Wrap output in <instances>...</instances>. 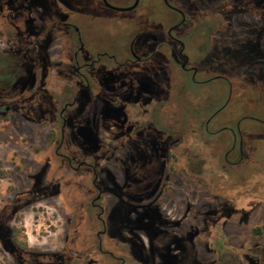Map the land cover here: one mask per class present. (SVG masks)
Returning <instances> with one entry per match:
<instances>
[{
    "label": "rangeland",
    "instance_id": "obj_1",
    "mask_svg": "<svg viewBox=\"0 0 264 264\" xmlns=\"http://www.w3.org/2000/svg\"><path fill=\"white\" fill-rule=\"evenodd\" d=\"M150 1L154 5L142 25L145 35L157 23L177 18L160 0ZM171 1L189 13L186 5ZM39 6L43 21L53 14L48 8L57 6L78 30L86 50L105 54L94 69L114 67L126 72L129 82L137 73L159 74L162 60L119 68L109 58H125L131 37L139 31L128 13L106 9L100 0H39ZM13 8L7 14L20 21L22 13ZM27 14L26 37H36L41 31L36 13ZM255 21L248 15L232 19L235 26ZM4 27L0 22V49L14 51ZM235 31L240 33L238 27ZM185 32L192 59L201 51L212 54L215 64L204 74L221 73L231 83L239 80L249 56L260 53L259 40L245 44L246 52L234 51L237 43L232 41L218 51L217 33L195 31L192 25ZM70 35L63 38L60 32L44 46V91L39 78L44 59L34 50L39 75L23 74L18 85L0 90V264H264V70L251 71L246 88L215 114L209 125L213 136L205 121L228 94L219 79L189 87L188 98L189 92H181L185 75L174 70L171 105H158L159 120H151L146 111L132 119L145 104L132 91L124 93V108L101 105L100 100L119 101L106 86L99 99L83 92L77 108L68 109L59 149L71 160L70 167L55 154L60 135L54 110L70 102L76 90ZM30 57L28 52V61ZM149 88L146 106L157 112V95ZM196 101L199 105L187 103ZM236 124L241 139L228 154L236 163L230 164L224 156ZM81 160L93 171L74 170Z\"/></svg>",
    "mask_w": 264,
    "mask_h": 264
},
{
    "label": "flooded vegetation",
    "instance_id": "obj_2",
    "mask_svg": "<svg viewBox=\"0 0 264 264\" xmlns=\"http://www.w3.org/2000/svg\"><path fill=\"white\" fill-rule=\"evenodd\" d=\"M33 2L36 4L34 7L29 6L28 2ZM179 5H186L189 13L184 12V10L173 4L171 0H160V3L164 8L173 12L177 15L175 20H170V22L164 25L157 23L154 29L147 35L144 34V29L142 25L145 23L147 10L153 7V3L150 0H100L102 6L106 9L115 12H123L129 14L130 22H133L139 27V31L135 32L128 43V54L122 60H117L113 56L109 57L112 59V63L117 67H124L125 65H150V63L155 61H164V64L158 67L157 71L159 74L155 77H147L143 74L133 75L132 81H128L130 76L126 72L120 71L114 67L107 66L98 69H94L95 61L102 56L104 53L92 54L90 51L86 50L83 46L79 32L74 27L73 24H69L65 21V16L61 10L57 7H49V12L53 11V14H49L48 20L40 18L42 13V8L39 6V0H0V22H3L6 27H4L3 32L5 33L7 39L14 47V51H4L0 49V52L6 54L9 57L8 69L5 74L13 78L12 82L8 84H3L0 86V90L8 91L14 86L18 85L22 80L23 74L39 73V78H41L40 88L44 91V74L47 73L46 68L47 58L42 54L44 51L45 44L54 40V36L58 33H62V37L68 36L71 33L69 39L71 41V62H72V75L77 79L76 90L71 93V101L64 102L60 107H55V112L57 111L56 120L59 124V141L55 154L60 158H63L71 167V160L68 156L59 153V149L63 145L64 129L70 115L68 109L76 107L79 101L80 95L83 92L90 94L94 98H100L104 93V86L109 88L113 95L119 100L118 102L108 104L107 101H102L101 105H124V93L132 91L134 94L139 96L141 102L145 103L142 106L141 111L136 114L133 113L132 119L136 116L144 114L146 111L147 117L153 119H161L160 112L161 109L158 105H171L168 101L171 98V92L169 89V84L172 79V74L174 70H178L185 76L181 82V92H189L188 98H191L192 91L188 89L189 87H196L199 84L219 79L223 81V85L227 88L228 94L226 98L220 102L218 105H222L212 112L205 121V130L212 136L214 133L209 131V125L214 122V116L225 105H229L232 101L236 99L237 94L241 93L246 88L247 75H251V71L255 70L256 67H260L264 70V0H174ZM4 7V9L2 8ZM14 7V11H19L22 13V19L18 21L15 18H11L7 14L9 8ZM33 11L36 13L37 21L39 22L41 31L36 37H26L27 30V13ZM248 15L250 18H255V22H239L236 26L232 23V19L241 16ZM209 17V18H208ZM188 25H192L195 31L201 30L203 28L208 29L210 32L217 33L221 38L220 42L216 43V49H224V43L232 41L233 44L237 43V46L233 47V50L246 52L247 49H243V46L251 42V40H259V51L258 55L249 56V59L241 68L239 69V80L231 83L229 77L224 74L217 73L213 75L204 74L205 68H212L211 52L201 51L194 59H192L187 49L188 45V35L186 29ZM240 29V33L235 31V28ZM181 30V32H178ZM57 31V32H56ZM212 33V34H213ZM239 47V48H237ZM29 48V50H28ZM32 50L37 53L38 59H44L42 71H34ZM42 51V52H41ZM28 52H30L31 61L27 60ZM41 54V55H40ZM28 61V62H27ZM215 61V60H214ZM245 71L249 73L245 74ZM177 72V71H176ZM255 73V71H253ZM263 74L260 76L263 79ZM99 81L95 83V81ZM106 80V82H105ZM259 80V79H257ZM259 80V81H260ZM133 83V84H132ZM155 89L157 98L155 99V104L157 112L154 109H149L146 105L150 102V88ZM46 92V91H45ZM95 93V95H94ZM99 95H98V94ZM180 93V92H179ZM177 92V96H178ZM197 101L199 99L198 93L196 94ZM187 102L193 105H199V102ZM216 105V104H208ZM10 110L9 106L4 108L7 112ZM123 111V109L121 108ZM123 112H120L119 117L123 116ZM67 114V115H66ZM227 129L222 127L219 130ZM218 130V131H219ZM236 133V134H235ZM241 139V131L239 124L235 125L234 132L230 137L231 145L230 149L226 152L224 160L230 164H236L228 159V154L235 150L237 143ZM239 140V141H238ZM81 148V147H80ZM83 148V147H82ZM84 150V156H89V152ZM84 168L85 170L93 171L92 166L81 160L78 165L73 169L80 170ZM94 187L98 191L100 189L95 185V181L92 182ZM99 198V194L97 199ZM95 205V204H93ZM96 206V205H95ZM244 213L245 211H241ZM235 213V211H234ZM217 231H221L222 223H220V218L216 219ZM258 235H262L261 229H256L255 231ZM124 239V236L121 238ZM261 247H264L262 245ZM251 249V248H250Z\"/></svg>",
    "mask_w": 264,
    "mask_h": 264
},
{
    "label": "trees",
    "instance_id": "obj_3",
    "mask_svg": "<svg viewBox=\"0 0 264 264\" xmlns=\"http://www.w3.org/2000/svg\"><path fill=\"white\" fill-rule=\"evenodd\" d=\"M9 61H11L9 60V57L6 54L0 52V86H2L4 83L8 84L13 80L11 76L9 77L8 75L5 74L6 70L8 69ZM0 174H2L1 163H0Z\"/></svg>",
    "mask_w": 264,
    "mask_h": 264
}]
</instances>
